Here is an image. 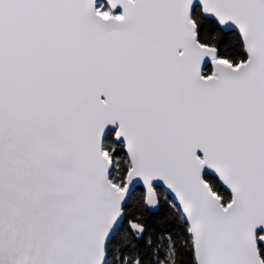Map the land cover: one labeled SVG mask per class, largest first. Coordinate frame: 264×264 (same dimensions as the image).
Here are the masks:
<instances>
[{
	"label": "snow or ice",
	"instance_id": "1",
	"mask_svg": "<svg viewBox=\"0 0 264 264\" xmlns=\"http://www.w3.org/2000/svg\"><path fill=\"white\" fill-rule=\"evenodd\" d=\"M0 264H264V0H0Z\"/></svg>",
	"mask_w": 264,
	"mask_h": 264
}]
</instances>
